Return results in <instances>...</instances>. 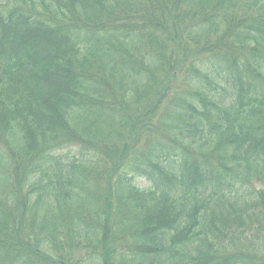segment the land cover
Returning a JSON list of instances; mask_svg holds the SVG:
<instances>
[{
    "label": "trees",
    "instance_id": "obj_1",
    "mask_svg": "<svg viewBox=\"0 0 264 264\" xmlns=\"http://www.w3.org/2000/svg\"><path fill=\"white\" fill-rule=\"evenodd\" d=\"M0 264H264V0H0Z\"/></svg>",
    "mask_w": 264,
    "mask_h": 264
},
{
    "label": "rangeland",
    "instance_id": "obj_2",
    "mask_svg": "<svg viewBox=\"0 0 264 264\" xmlns=\"http://www.w3.org/2000/svg\"><path fill=\"white\" fill-rule=\"evenodd\" d=\"M173 58L175 59V62L174 63H176V60H177V58H179L178 56H177V54H176V50H173ZM179 72H177V73H175V79L177 80L178 79V77H179ZM171 77V76H170ZM175 80V81H176ZM173 82V81H172ZM141 183H143V182H141Z\"/></svg>",
    "mask_w": 264,
    "mask_h": 264
}]
</instances>
